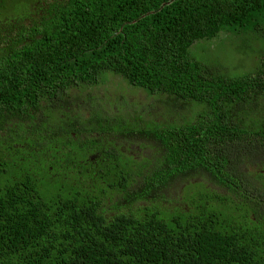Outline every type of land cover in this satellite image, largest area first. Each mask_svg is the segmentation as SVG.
I'll return each instance as SVG.
<instances>
[{
  "label": "trees",
  "instance_id": "trees-1",
  "mask_svg": "<svg viewBox=\"0 0 264 264\" xmlns=\"http://www.w3.org/2000/svg\"><path fill=\"white\" fill-rule=\"evenodd\" d=\"M24 1L0 60V264H264V61L213 76L190 55L264 39V0Z\"/></svg>",
  "mask_w": 264,
  "mask_h": 264
},
{
  "label": "rangeland",
  "instance_id": "rangeland-1",
  "mask_svg": "<svg viewBox=\"0 0 264 264\" xmlns=\"http://www.w3.org/2000/svg\"><path fill=\"white\" fill-rule=\"evenodd\" d=\"M232 35L229 32H223L218 35L216 39H213V43H198L193 44L190 55L196 61L200 62L203 66L204 71L207 74H212L213 76H243L247 73H254V71L258 68L259 63L264 61V39L260 37H256L251 33L245 31L236 30ZM236 33H238L236 35ZM117 79V78H116ZM115 82V81H114ZM114 82L101 84L99 87L93 90L92 94L104 99L109 96L107 91L113 90ZM129 91V89H127ZM132 94H129L127 98L131 99L134 97H138L143 100L145 94H136L133 90H131ZM86 95V94H85ZM147 105L145 108L136 107L140 111H143V118L150 121H158L160 117L154 112L155 107L153 105H149V100L147 101ZM151 103V101H150ZM135 107V106H131ZM78 108V110H77ZM127 108H129L127 106ZM195 110L201 109V106H194ZM188 108L187 110H189ZM70 110H76L75 112H80L87 114L88 108H86L85 104H78L77 106L70 107ZM131 111L134 109H130ZM165 114V113H160ZM177 119L179 118H172ZM181 123V122H177ZM249 164V163H248ZM248 164L241 165L240 169L244 170ZM251 172L256 171H264V163L259 161H253L251 167H249ZM256 186L257 183H254ZM183 186L180 188H172L169 195L171 199H178L182 201V191Z\"/></svg>",
  "mask_w": 264,
  "mask_h": 264
},
{
  "label": "flooded vegetation",
  "instance_id": "flooded-vegetation-1",
  "mask_svg": "<svg viewBox=\"0 0 264 264\" xmlns=\"http://www.w3.org/2000/svg\"><path fill=\"white\" fill-rule=\"evenodd\" d=\"M27 12H29L28 2L24 0H0V60L13 62V53L18 48L16 32L19 28L20 18H24V14ZM40 16L41 14L38 17ZM115 146L128 151H139V147H133L132 144Z\"/></svg>",
  "mask_w": 264,
  "mask_h": 264
},
{
  "label": "water",
  "instance_id": "water-1",
  "mask_svg": "<svg viewBox=\"0 0 264 264\" xmlns=\"http://www.w3.org/2000/svg\"><path fill=\"white\" fill-rule=\"evenodd\" d=\"M169 3V2H168ZM164 5V4H163Z\"/></svg>",
  "mask_w": 264,
  "mask_h": 264
}]
</instances>
